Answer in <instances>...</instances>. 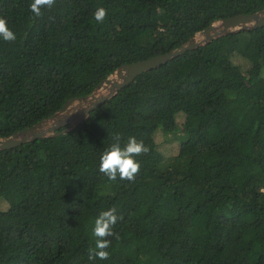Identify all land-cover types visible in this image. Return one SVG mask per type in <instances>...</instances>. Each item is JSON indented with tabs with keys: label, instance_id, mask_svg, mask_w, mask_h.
Here are the masks:
<instances>
[{
	"label": "trees",
	"instance_id": "obj_1",
	"mask_svg": "<svg viewBox=\"0 0 264 264\" xmlns=\"http://www.w3.org/2000/svg\"><path fill=\"white\" fill-rule=\"evenodd\" d=\"M31 2L0 0L16 35L0 40V137L91 94L121 65L264 8V0H57L35 18ZM115 133L150 149L136 157L134 182L99 171ZM112 207L119 239L108 237V259L89 260L95 219ZM0 264H264V26L141 73L64 133L0 150Z\"/></svg>",
	"mask_w": 264,
	"mask_h": 264
},
{
	"label": "water",
	"instance_id": "obj_2",
	"mask_svg": "<svg viewBox=\"0 0 264 264\" xmlns=\"http://www.w3.org/2000/svg\"><path fill=\"white\" fill-rule=\"evenodd\" d=\"M261 26H264V8L251 14H240L215 20L168 53L121 65L99 82L91 94L79 98H70L53 115L9 136L0 137V150L10 149L37 138L64 133L86 119L92 109L115 95L118 90L129 84L141 73L166 64L183 52L203 46L213 39L241 29L246 30ZM66 126L68 127L66 130L57 131V129Z\"/></svg>",
	"mask_w": 264,
	"mask_h": 264
},
{
	"label": "clouds",
	"instance_id": "obj_3",
	"mask_svg": "<svg viewBox=\"0 0 264 264\" xmlns=\"http://www.w3.org/2000/svg\"><path fill=\"white\" fill-rule=\"evenodd\" d=\"M57 0H32L30 11L35 18L42 17L45 10H51ZM107 17V10L99 7L94 12L96 22L103 23ZM15 33L8 27L6 20L0 17V40L6 42L15 41ZM113 142L101 154L99 161V171L108 177L109 180L115 181L117 176L120 180L135 181L140 170V164L136 157L147 154L150 149L143 141H138L136 137L130 136L123 140L121 133H115L112 137ZM118 220L117 209L115 207L101 211L96 217L93 227V236L95 246L88 249L89 260H106L110 253L107 249L111 245L108 239L119 235L113 231L114 225Z\"/></svg>",
	"mask_w": 264,
	"mask_h": 264
},
{
	"label": "rangeland",
	"instance_id": "obj_4",
	"mask_svg": "<svg viewBox=\"0 0 264 264\" xmlns=\"http://www.w3.org/2000/svg\"><path fill=\"white\" fill-rule=\"evenodd\" d=\"M176 149H177V146L176 145L168 146L167 151L169 152L170 155H172V154H175L176 153Z\"/></svg>",
	"mask_w": 264,
	"mask_h": 264
}]
</instances>
